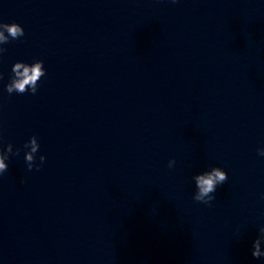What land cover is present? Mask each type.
Returning <instances> with one entry per match:
<instances>
[{"label": "clouds", "instance_id": "clouds-1", "mask_svg": "<svg viewBox=\"0 0 264 264\" xmlns=\"http://www.w3.org/2000/svg\"><path fill=\"white\" fill-rule=\"evenodd\" d=\"M172 3H176L177 0H171ZM23 27L16 23H5L0 22V58L7 51L3 45L10 42V40H17L24 36ZM12 76L6 85V91L9 95L12 93L24 94L30 92L35 95L38 91V83L42 77L46 75V70L44 68V62L42 60H35L33 63L29 64L23 61H17L12 65L11 68ZM0 79H3V74L0 73ZM38 139L35 135L31 136L30 139L23 145L25 151V162L27 168L31 171L34 167L38 171L40 166L45 161V156L40 155V164H36V153L39 150ZM20 149H17L13 153V145L8 143L6 147H0V176H2L8 170V164L6 161L9 159L10 154H19ZM259 156L264 157V147L257 149ZM176 161L171 159L168 161V167H174ZM195 182L196 191L193 195V199L197 202L203 203L205 205L211 206V202L215 199L214 193L218 186L223 185L228 180V174L225 170L220 167L213 166L202 173L193 176ZM23 183V180H21ZM264 226L259 228V235L253 241L252 244V256L253 258L264 257Z\"/></svg>", "mask_w": 264, "mask_h": 264}]
</instances>
